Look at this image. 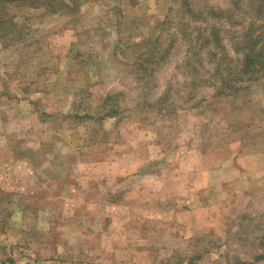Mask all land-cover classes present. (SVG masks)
<instances>
[{"label":"rangeland","instance_id":"1","mask_svg":"<svg viewBox=\"0 0 264 264\" xmlns=\"http://www.w3.org/2000/svg\"><path fill=\"white\" fill-rule=\"evenodd\" d=\"M68 1L0 7V264H264L259 0Z\"/></svg>","mask_w":264,"mask_h":264},{"label":"trees","instance_id":"2","mask_svg":"<svg viewBox=\"0 0 264 264\" xmlns=\"http://www.w3.org/2000/svg\"><path fill=\"white\" fill-rule=\"evenodd\" d=\"M70 2L77 4V9L71 12L70 15L75 14V12L78 13L81 8L80 0H70ZM12 4L15 7L45 8L53 13H59V11L66 13L67 9L71 8L68 0H0V7L4 8V6ZM246 11L250 14L253 8L246 7ZM257 14L259 18H264V0H259ZM1 17H3L2 14H0V24H3ZM259 22V19L256 18L244 19L242 22V33L236 32L237 46L235 52L237 55L242 56V61L238 62V65H231L228 62L229 54H227V51L220 54V56L218 55L219 53H214L215 57L218 56V66L215 69L216 77L219 76L216 84L218 95L236 93L240 90L238 85L247 84L254 79L264 77V22L260 24ZM217 29L219 28L213 27L214 39L213 41L208 39L206 46L212 52L225 48L222 38L217 35ZM4 32L6 31L4 30ZM3 33H0V37H2ZM225 61L228 63L226 66H224ZM217 85L219 86L217 87ZM108 99H111V96ZM117 113L114 109L107 113L106 116H115Z\"/></svg>","mask_w":264,"mask_h":264}]
</instances>
